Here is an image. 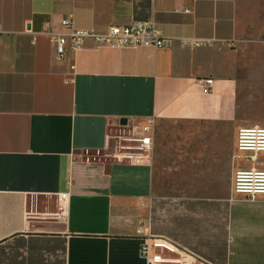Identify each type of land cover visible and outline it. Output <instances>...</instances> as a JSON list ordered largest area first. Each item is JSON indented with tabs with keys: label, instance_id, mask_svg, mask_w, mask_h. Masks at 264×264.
Here are the masks:
<instances>
[{
	"label": "crops",
	"instance_id": "0c3cea01",
	"mask_svg": "<svg viewBox=\"0 0 264 264\" xmlns=\"http://www.w3.org/2000/svg\"><path fill=\"white\" fill-rule=\"evenodd\" d=\"M64 18L97 32L150 19L169 44L86 40L57 59ZM151 115L149 159L105 155L107 134ZM253 125L264 0H0V264H146L147 234L201 264H264V195L231 190L234 170L264 169V152L236 150Z\"/></svg>",
	"mask_w": 264,
	"mask_h": 264
},
{
	"label": "built area",
	"instance_id": "2783aa9c",
	"mask_svg": "<svg viewBox=\"0 0 264 264\" xmlns=\"http://www.w3.org/2000/svg\"><path fill=\"white\" fill-rule=\"evenodd\" d=\"M187 11V9H184ZM64 29L60 33L49 36L54 46L57 59H62L67 51L74 52L86 40L98 45L113 47L152 46L162 48L168 46L166 39L153 20H132L124 25H109L104 31L97 32L92 28H77L69 18L60 21ZM192 44H202L204 39H194ZM74 69V64L70 65ZM202 93H208L213 86L212 77L197 79ZM154 117L147 116L139 126L119 125L113 133L107 134L110 150L106 156L116 162L141 164L150 157L152 149V130ZM236 150L239 152H264V126H240L236 131ZM231 190L235 194L264 195V169H236L232 175ZM65 193L58 195L59 212L64 206ZM141 233V224L136 228ZM139 255L146 264H201L190 254L178 253L175 245L167 238L151 234L142 235L138 246Z\"/></svg>",
	"mask_w": 264,
	"mask_h": 264
}]
</instances>
